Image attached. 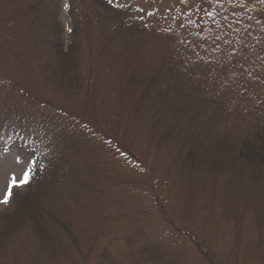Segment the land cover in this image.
Here are the masks:
<instances>
[{"label":"trees","instance_id":"16d2710c","mask_svg":"<svg viewBox=\"0 0 264 264\" xmlns=\"http://www.w3.org/2000/svg\"><path fill=\"white\" fill-rule=\"evenodd\" d=\"M44 1L0 0V149H14L19 158L29 160L30 184L38 183L28 192H14L10 207L0 214V264H37L38 260L41 264H124L105 244L113 206L96 184L100 179L87 178L79 184L70 177V188L67 172L74 166L68 153L80 158L87 170L90 163L94 166L112 159L118 163L113 171H120L123 157H133L125 135L134 137L136 127L128 126L131 130L126 133L104 130L96 139L87 137L88 122H82V117L73 119L64 104L40 94L42 87L37 86L36 74L44 70L53 96L60 89L81 87L79 76L86 78L80 66L83 36L78 18L69 10L73 27L66 47L58 17L63 2L70 8L72 0H47V15ZM205 1L216 20L211 31L196 35L195 45L201 44L206 35L207 41L218 39L223 45L213 46L216 53L201 47L198 54L175 42L160 73L147 80V113L161 115L171 108L177 110L176 114H193L191 127L184 129L175 125L177 122L167 121L171 129L161 131L159 137L177 146L174 154L173 150L169 152L173 156L170 161L161 167L168 176L164 196L173 195L175 202L167 203L156 188L147 198V208L133 215L147 213L151 225L156 224L151 217L157 215L182 240L173 239L170 244L164 241L165 236L147 233L137 250L140 255L131 257L128 264H191L183 250L188 245L209 264H264V0ZM99 5L108 17L113 15L118 20L110 36L124 26L138 24L135 16L125 22V11L117 17L108 0H93L94 10L103 13ZM21 7L28 13L25 20L6 30L10 15L19 13ZM201 9L206 12L204 6ZM230 13L232 19L220 17ZM14 47L21 54L9 55L7 70L3 59ZM42 57L45 60L41 65L34 63ZM28 58L31 61L24 62ZM22 62L21 69L10 67ZM249 90L251 94L247 95ZM236 96L244 113L233 117L225 112L230 111L229 102ZM174 131L177 133L173 136ZM99 145L107 151L99 153ZM141 166L144 168V163ZM94 169L100 175L99 168ZM151 175L147 168V177ZM103 178L109 180L106 175ZM53 183L60 187L64 184V189L69 186L66 195L77 203L84 195L85 206L80 210L69 209L64 201L54 204ZM179 183L187 187L178 192ZM107 203L112 212L105 214L100 205ZM98 214L107 218L103 227ZM26 229L35 237L28 248L24 245L29 258L21 257L25 248H17L26 241L17 240L19 232ZM130 229L128 225V242L132 245ZM173 246L180 250L174 251Z\"/></svg>","mask_w":264,"mask_h":264},{"label":"rangeland","instance_id":"374dc122","mask_svg":"<svg viewBox=\"0 0 264 264\" xmlns=\"http://www.w3.org/2000/svg\"><path fill=\"white\" fill-rule=\"evenodd\" d=\"M46 2L47 0L43 3L44 12H46ZM111 5L114 7V13H118L117 17L125 11L123 13H128V15H125L126 20L124 19V21L129 22L131 17L135 16L139 20L138 24L131 28L124 26L110 36L112 26L118 20L112 18L113 15L108 17L103 6L99 5L100 9L103 8V13H97L93 7V0H72L70 8L67 2H63V9L58 17L62 25L66 47L71 38L72 14L78 18L80 35L83 36L79 52L80 66L86 74V78L79 76L82 81L81 87L68 91H66L67 88L60 89L53 96L52 86L44 79L47 78V71L44 70L42 73L35 74L36 80H38L37 86L42 87L40 94L52 97L54 102L59 105L64 104L73 119H81L80 117H82V122H88L89 127L85 136L96 139L104 130L126 133L131 130L128 126L136 127L134 137L130 139L127 134L125 135L130 140V155L133 153V157H123L120 171H113L118 163H113L114 160L112 159H110L111 161L108 159L99 161L94 166L90 163V168L87 170L84 164H80L82 162L80 158L68 153L72 158L71 166H74L73 168L70 167L69 172H67L70 188V177H75L74 182L79 184L87 178L100 179L96 184L101 190V194L113 206L112 212L109 210L111 206L108 203L107 205H100L105 214L112 212V218L107 225L105 244L113 249L112 251L120 261L128 264L132 260L131 257L140 255L137 250L147 239V233L152 237L165 236L164 241L168 243L170 241V244L173 243V239L182 240L174 234L172 228L164 225L165 222L160 221L157 215L150 219L156 222L154 225L148 223L147 213L143 212L133 216L136 211L139 212V209L147 208V198H151L154 194L153 190L156 188L167 203L175 202L173 195H169L167 198L164 196V192L168 188L165 185L168 176L163 171L161 172V167L170 161L173 156L169 152L173 150L174 154L177 146H174L173 143L175 142L160 141L159 137L161 131L171 129L167 121L177 122L175 125L179 124L185 129L192 126L191 120L193 118L192 111L176 114L177 110L174 111L171 108H166L161 115L154 112L147 113V103L144 102L150 93L147 80L153 79L160 73L159 70L164 58L168 56L170 47L175 42L176 45L179 43L180 46L185 44L187 48L198 51V54L202 52V48L204 51L208 49V51L211 50V52L216 53L213 46L223 44L218 39L207 41L206 35V38L200 41L201 44L195 45L196 35L211 31L216 20L205 0H112ZM203 6L206 8V12L202 11ZM69 10L75 13L71 14ZM47 14L49 13H44V15ZM26 15H28L26 7H21L19 13L15 12L10 15L12 18L8 19L9 22L5 24V29H11L12 24L19 26V22L22 23ZM222 15L225 20L234 17L233 13L226 16L221 14L220 17ZM106 18L109 19L105 21ZM43 53L46 55L44 51ZM5 54L3 68L9 66V55L15 56L21 53L18 48L14 47L9 52L6 51ZM20 60V58L17 59L16 63ZM44 60L42 57L34 60V63L41 65ZM30 61V58L24 60V62ZM24 62L19 66L11 65L10 67H14L15 70L21 69ZM17 75L20 76V73ZM251 91L249 90L247 95H250ZM247 100L248 97L242 101L246 102ZM238 101L239 97H234L229 102L230 111L225 112V114H233V117L243 114L244 111L238 107ZM242 107L244 108V105ZM231 119L232 123H237L236 118ZM175 133L177 131L173 132V136ZM97 151L100 153L107 151V149L99 145ZM142 163L145 165L144 168L143 165L141 166ZM22 167L25 171L31 170V162L19 158L14 149H0V184L12 185L11 195L6 203L3 202V199L4 195H7V191L5 190L4 194L0 195V214L10 207L14 192L25 193L38 186L37 182L31 186L30 179L21 186L20 181L23 180V176L18 175L17 171ZM94 167L99 168L100 175L95 172ZM147 168L150 175L152 174L149 178L147 177ZM113 174L115 177L112 176ZM105 175L109 177V180L103 178ZM13 176L16 177L15 184H13ZM63 186L60 187L57 183L52 184L53 203L59 202L60 204L62 202L64 204L66 202L69 209L81 210L85 206L84 195L79 198V203H77L71 196L68 198L66 195L70 192L69 186L65 185V189ZM186 187L185 183H179L176 190L179 192L181 188ZM80 190L77 189V191ZM92 210L93 208L90 207L89 211ZM121 210L125 213L123 214ZM98 216L101 226H105L107 218H103L104 216L101 214ZM128 225H131L132 245L128 242ZM137 229L141 230L135 232ZM17 240L21 242L26 240L22 246L17 248H25V244L28 248L32 245L35 237L29 229H26L19 232ZM173 247L176 248L174 251L179 249V246ZM26 248L21 257L29 258V252ZM183 250L185 251V258L191 264H209L207 260L195 253V247L188 245V248ZM37 264H41L39 260Z\"/></svg>","mask_w":264,"mask_h":264},{"label":"snow or ice","instance_id":"6c2138e0","mask_svg":"<svg viewBox=\"0 0 264 264\" xmlns=\"http://www.w3.org/2000/svg\"><path fill=\"white\" fill-rule=\"evenodd\" d=\"M111 2H112V0H109V3H111ZM36 163L38 166V162H36ZM17 174L23 176V180L20 181V184L22 186L23 184H25L29 181L30 176H31V170L29 169V170L25 171L24 168L22 167V168L18 169ZM15 183H16V177L13 176V184H15ZM11 187H12V185H9L7 183L0 184V195H3L5 190L7 191V195H4V199H3V202H5V203L7 202L8 197L11 195Z\"/></svg>","mask_w":264,"mask_h":264}]
</instances>
